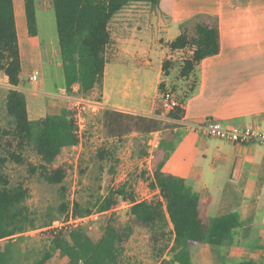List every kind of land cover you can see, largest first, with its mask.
Instances as JSON below:
<instances>
[{
    "label": "trees",
    "instance_id": "obj_1",
    "mask_svg": "<svg viewBox=\"0 0 264 264\" xmlns=\"http://www.w3.org/2000/svg\"><path fill=\"white\" fill-rule=\"evenodd\" d=\"M22 2L26 34L34 42L37 37L35 2ZM159 2L51 0L65 90L71 94L72 87L77 84L79 95L86 96L101 88L106 65L105 50L111 41L110 21L132 3H143L156 9ZM179 31L166 47L170 51L189 52L177 69V79L188 80L194 76L203 59L219 53L218 24L213 18L201 22L194 20L180 25ZM172 66L169 59L162 62L164 77L169 76ZM21 71L14 3L13 0H0V73L10 86L5 97V111L11 124L10 129L0 127V150H4L3 154L0 153V264H48L56 252L66 258L64 264H121L125 245L135 227L151 233V253L158 259L156 264H192L190 244L221 247L241 227L240 218L234 212L207 217L201 210L199 196L182 179L168 171L166 162L172 151L173 138L163 159L152 168L147 179L150 188L157 191L155 201H138L131 188L121 185L93 204L62 202L57 216L48 213L38 224L37 215L25 204L29 189L22 184L12 185L5 173V165L7 162L25 164L23 153L31 148L39 163H28L29 173L38 175L47 184H61L71 172L70 167L66 164L55 167L54 164L60 160L63 151L79 145L80 135L76 113L72 109L63 108L56 115H45L36 120L29 118L27 98L17 90ZM157 89L160 95L167 90L164 82H160ZM171 90L175 93L176 87L172 86ZM187 94L186 91L182 96V103ZM177 100L180 99L177 97ZM165 116L172 122H178L183 119L184 110L177 107ZM105 119L110 137H121L132 131L153 134L160 132L166 124L174 127L167 121L116 110H106ZM121 202L130 204L126 220L120 222L111 212L97 241H93L80 227L49 228L57 218L67 220L69 212L73 219H81L94 213L113 211ZM32 231L41 234L43 244L36 249H26L27 236ZM237 264L254 263L241 261Z\"/></svg>",
    "mask_w": 264,
    "mask_h": 264
},
{
    "label": "crops",
    "instance_id": "obj_2",
    "mask_svg": "<svg viewBox=\"0 0 264 264\" xmlns=\"http://www.w3.org/2000/svg\"><path fill=\"white\" fill-rule=\"evenodd\" d=\"M141 5L145 10H134ZM35 7L36 13L52 8L47 0L36 2ZM209 18L218 24L219 53L203 59L190 79H177L178 64L189 52L170 51L166 44L178 36L180 25ZM109 31L111 41L105 50L106 65L100 88L101 101L98 102L101 109L155 117L173 124L174 127L166 129L170 137L164 145L166 150L170 139H174L166 162L168 171L199 196L201 210L207 217L234 212L240 218L241 227L221 246V251L196 244L194 258L190 252L192 264H234L238 261L264 264V146L257 142L221 141L204 136L198 129L207 120L214 119L227 129L247 128L264 133V0H160L156 9L132 3L114 16ZM17 36L19 43L18 29ZM21 38L25 45L31 46L25 23ZM178 54L183 56L178 59ZM27 56L31 53L25 56L20 51L22 68ZM38 57L48 59L49 66L55 64L62 72L58 42L54 45L49 40L48 45L39 46ZM166 59L173 62L170 69L173 79L162 75L161 66ZM25 70L24 77L21 71L17 90L27 98L31 120L56 115L67 108L65 97L61 95L65 89L64 80L63 85L52 92L39 86L40 71L31 61H26ZM34 74L37 80L30 81L29 77ZM116 74L119 80L114 79ZM160 82H164L166 91L175 86L173 93L180 102L188 92L180 104L184 110L182 120L172 122L164 113L156 115L160 107L161 95L157 89ZM132 83L138 94V100L132 104L140 110L120 104L132 98L128 92ZM187 84L190 85L185 90ZM0 85L7 91L10 89L4 76ZM114 88L119 95L118 103H111L117 100L116 93L112 94ZM144 88L148 90L144 92ZM78 90L79 86L74 85L72 94H77ZM26 93L35 97L30 100ZM122 96L124 98H120ZM31 108L35 112L33 119ZM159 133L161 131L155 135Z\"/></svg>",
    "mask_w": 264,
    "mask_h": 264
},
{
    "label": "rangeland",
    "instance_id": "obj_3",
    "mask_svg": "<svg viewBox=\"0 0 264 264\" xmlns=\"http://www.w3.org/2000/svg\"><path fill=\"white\" fill-rule=\"evenodd\" d=\"M39 1L34 0L35 4ZM13 3L16 25L20 35V41L18 43L19 49L25 56L27 52L31 53V56L24 57L23 59V68L21 64L22 75L24 77L27 73L25 70L26 61H31L32 66L40 71L41 80L39 81V86L41 85L45 90L53 92L57 87L63 85L62 72L56 69L55 64L49 66L48 59L45 60L38 57L39 46L48 45L49 40L52 44H57L53 8L48 9L44 13L37 11L36 22L38 36L36 42L30 41L31 46L30 44L27 46L21 38L22 27H24L25 23L23 2L22 0H13ZM49 4H51V0H47V5ZM142 6L134 10H145ZM34 43L35 45H33ZM160 44L162 46L165 45L162 40ZM50 55H52L51 51ZM181 56L183 55L178 54L176 57L179 59ZM50 59L55 60L53 56ZM125 74L127 77L132 78L129 73ZM173 76L174 74L170 76L169 70L168 77L173 79ZM2 78L3 74L0 73V83ZM114 79L119 80V75L116 74ZM133 87L134 83L131 84V90L128 91L132 95V98L124 99L126 101L120 103L123 107L131 110L134 108L137 109L132 103L138 100V94ZM36 88L39 89L37 86ZM146 90L148 89H143L144 92ZM170 91L172 92V90ZM114 92H117L115 88L112 94ZM6 94L7 89L0 85V127L10 129V118L5 111ZM26 94L30 100L35 97L30 93ZM116 95L117 100H112L111 103H118L116 101H118L119 95L118 93ZM81 97L90 102L98 103L101 101L100 88H97L94 93H89ZM120 98L124 97L122 96ZM158 109L156 113L159 112V114L164 113V115H167V111H164L160 107ZM30 110L31 118L33 119L35 118V112L33 108ZM105 112V109L87 107L84 113L81 114L79 121V145L76 148L63 151L60 160L54 164L55 167L65 164L70 167L71 172L61 184H47L38 175H31L29 173L28 163L32 165L39 163L37 156L31 148H28L23 153V157L26 160L25 164H17L14 162L6 163L4 170L11 184H22L29 189V196L25 204L31 212L37 215L38 224L42 222V219L48 213L57 216L58 207L62 202L71 204L73 201H78L82 205L88 203L93 204L99 197L106 196L111 190L121 185H127V187L131 188L138 201H155L158 198L157 192L150 188L147 179L150 178L152 168L164 157V145L170 137L166 129H170L172 126L166 124L161 130V133L157 135L155 133L140 134L132 131L121 137H110L105 124ZM137 116L145 117L138 114ZM148 118L158 119L155 117ZM132 123L131 121L130 124L132 125ZM0 153L3 154L4 150H0ZM129 208V203L121 202L116 210L100 214L94 213L92 216L85 217L79 227L93 241H97L104 232L111 212L120 222H124L127 218ZM57 219V221H61L63 217ZM27 237L26 242L28 246L26 249H36L43 244L42 236L39 232L33 231ZM130 237V241L125 245L124 252L121 256V264H156L158 262V259L151 253V233L148 230L135 227ZM194 245L189 246L192 258L195 257L194 247H196V244ZM210 248L221 251V247ZM65 261L66 258L59 252H56L48 264H64Z\"/></svg>",
    "mask_w": 264,
    "mask_h": 264
},
{
    "label": "built area",
    "instance_id": "obj_4",
    "mask_svg": "<svg viewBox=\"0 0 264 264\" xmlns=\"http://www.w3.org/2000/svg\"><path fill=\"white\" fill-rule=\"evenodd\" d=\"M30 81H36L37 75L34 74L29 77ZM61 95L65 97L67 108L72 109L76 113V120L79 130V121L81 118V114L84 113L87 107H93V109L102 108V105L95 102H90L88 100L83 99L79 93L71 94L68 93L65 89L61 91ZM160 108L164 111H171L177 107H180L179 101L177 100L176 95L171 91H166L164 94L160 96ZM200 132L210 138H216L221 141H227L234 144H247L250 142H257L264 146V133L256 132L247 128H237L233 127L230 129L224 128L217 120L209 119L204 124L198 127ZM116 210V209H114ZM84 220L81 219H73L71 216V212H69V217L67 220L55 221L49 228H71V227H79L80 223ZM33 232V231H32ZM31 232H29L30 234Z\"/></svg>",
    "mask_w": 264,
    "mask_h": 264
}]
</instances>
